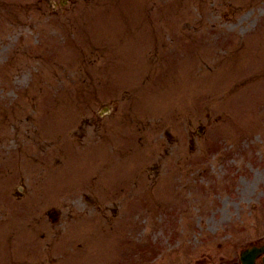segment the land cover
Returning <instances> with one entry per match:
<instances>
[{
  "label": "rangeland",
  "instance_id": "1",
  "mask_svg": "<svg viewBox=\"0 0 264 264\" xmlns=\"http://www.w3.org/2000/svg\"><path fill=\"white\" fill-rule=\"evenodd\" d=\"M103 168L100 184L131 186L123 197L86 185ZM0 175L8 200H43L42 262L70 264L85 243L69 227L90 191L132 215L130 264H237L264 237V0H1ZM106 235L95 264L116 261Z\"/></svg>",
  "mask_w": 264,
  "mask_h": 264
},
{
  "label": "water",
  "instance_id": "2",
  "mask_svg": "<svg viewBox=\"0 0 264 264\" xmlns=\"http://www.w3.org/2000/svg\"><path fill=\"white\" fill-rule=\"evenodd\" d=\"M261 250H264V247L260 249ZM259 251V249L257 248H252V249H249L247 250L246 252V256H247V260H246V263L245 264H253L252 260L253 257L256 255V253Z\"/></svg>",
  "mask_w": 264,
  "mask_h": 264
}]
</instances>
